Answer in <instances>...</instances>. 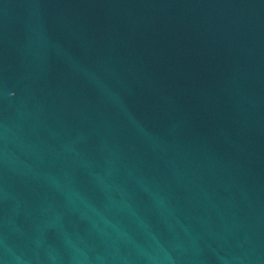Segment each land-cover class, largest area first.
<instances>
[{"label":"water","instance_id":"obj_1","mask_svg":"<svg viewBox=\"0 0 264 264\" xmlns=\"http://www.w3.org/2000/svg\"><path fill=\"white\" fill-rule=\"evenodd\" d=\"M0 264H264V0H0Z\"/></svg>","mask_w":264,"mask_h":264}]
</instances>
